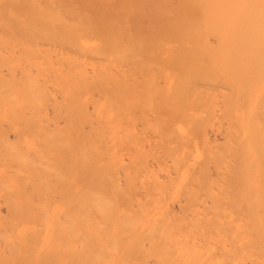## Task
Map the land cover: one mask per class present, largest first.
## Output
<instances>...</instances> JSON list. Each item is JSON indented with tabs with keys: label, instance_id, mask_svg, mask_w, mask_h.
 Wrapping results in <instances>:
<instances>
[{
	"label": "bare ground",
	"instance_id": "obj_1",
	"mask_svg": "<svg viewBox=\"0 0 264 264\" xmlns=\"http://www.w3.org/2000/svg\"><path fill=\"white\" fill-rule=\"evenodd\" d=\"M76 1L72 5L68 1L71 6L66 8L62 5V11L55 4L56 10L40 11L37 16L25 11L18 0H4L6 11L0 14V264H246L249 259V264H264V0H176L174 10L172 0H149V5L139 3L140 7L131 9L123 8L127 2L122 1L116 13L108 10L106 16H101L100 6L80 15V10L93 4ZM130 14L135 16L128 19ZM123 66L129 68L127 72ZM219 101L228 106L222 113L229 128L244 140L240 151L236 150L238 170L232 188L241 193L239 189L246 188L240 202L247 220L244 229L237 227L239 232L227 227L226 238L221 237L219 225L208 229L207 233L220 236L216 239L220 242L202 248L191 246L187 237L186 241L171 236L175 224L170 228L166 220L170 210L166 213L162 206L161 191L125 193L113 178L117 167L112 165L115 169L109 172L105 161L116 156L117 149L131 152L126 129L116 124L122 118L126 121L120 125L129 122V127L139 124L155 131L159 151L165 157H179L168 142L179 139L185 126L192 135L201 131L199 106L211 114ZM107 126L110 134L106 135L117 140L110 149L113 139L108 143L105 136L109 148L105 142L101 150L107 148L113 155H105L104 160L96 145ZM229 139L238 141L234 136ZM108 150L106 154L111 153ZM100 157L104 160L101 171L96 163ZM91 161L99 165L92 167L98 172L88 175L85 171ZM163 169H158L160 174ZM173 176L178 182L180 176Z\"/></svg>",
	"mask_w": 264,
	"mask_h": 264
},
{
	"label": "rangeland",
	"instance_id": "obj_2",
	"mask_svg": "<svg viewBox=\"0 0 264 264\" xmlns=\"http://www.w3.org/2000/svg\"><path fill=\"white\" fill-rule=\"evenodd\" d=\"M8 1V0H7ZM38 0H18V2H21V4H23V5H21L22 6V8L25 10V11H28L29 13H32L33 15H39L41 12L44 14V13H46V11H47V13H49L48 11L51 9V8H53V9H57V5H58V8H60L59 10H61L62 11V9H64L63 8V6L66 8V6L68 5V6H71L73 3H75V1L76 0H39L38 1V3H36ZM44 1H46L45 3H44ZM54 1L56 2V3H54ZM71 3V5L70 4H68L69 2ZM72 1V2H71ZM80 1H82L83 2V0H79V2ZM85 1H89V2H91L93 5H91V8L90 7H84L83 8V10H80L79 11V13L81 12L82 14H85V13H88L89 12V14H91L90 13V10H92L93 8L95 9V7L96 6H100L99 7V9L98 10H100V8L102 9V10H100V12H101V16H106V13L108 12V10H110V12H113V13H116V9H118L119 8V2H122V1H125V3H126V6H123V8H132V7H134L135 8V6L137 5V6H139L140 7V4L141 3H144V4H148L149 5V0H147V2H146V0H138V4L136 3V1L137 0H133V2H132V0H85ZM130 1V2H129ZM28 2H29V4H28ZM31 2H32V4H31ZM50 2V3H49ZM62 2V3H61ZM76 2H78V0L76 1ZM102 2H103V4H102ZM113 2V3H112ZM106 3V4H105ZM140 3V4H139ZM42 5V7H41V5ZM49 4V6H45V5H48ZM55 4H57V5H55V8H54V5ZM95 4V5H94ZM127 4H129V5H127ZM25 5L26 6H28V7H26L25 8ZM51 5H52V7H51ZM63 5V6H62ZM170 5H171V7H172V9L174 10L175 9V7H176V5H177V1L176 0H172L171 2H170ZM0 6L2 7H0V14H2V12H4V11H6V10H4L5 9V7H6V3L4 2V0H0ZM5 6V7H4ZM30 6H32V8L30 7ZM36 6H38V8L36 7ZM112 6H114V7H112ZM35 7H36V9H35ZM47 7H50V8H47ZM104 9H103V8ZM105 7H106V9H105ZM39 8H40V10H39ZM46 9V10H44V9ZM49 9V10H48ZM71 10V9H70ZM69 10V11H70ZM152 10V9H151ZM151 10H148V11H150L151 12ZM34 11V12H33ZM39 11V12H38ZM41 11V12H40ZM83 11H85V12H83ZM93 11V10H92ZM115 11V12H114ZM122 11H123V9H122ZM134 12H135V10H134ZM133 12V13H134ZM46 13V14H47ZM80 13V15H82ZM64 14V15H63ZM105 14V15H104ZM62 15L65 17V15H68V13L66 14V13H62ZM18 17H19V15H17ZM133 16H135V14H130V15H128L127 16V18L129 17V18H132ZM128 18V19H129ZM94 44H97L98 42H93ZM123 68H124V71H128V69L129 68H127L126 66H123ZM126 68V69H125ZM123 71V72H124ZM114 72H117V71H114ZM122 74H126V73H122ZM226 93H228V92H226ZM55 95V94H54ZM219 95H220V97H222V94H217L216 96H218L219 97ZM225 96H227V95H225ZM56 97V96H55ZM219 97V98H220ZM57 99H58V97H56ZM59 100V99H58ZM222 101H219L218 102V104L216 105V107L214 108V109H216V110H213L212 109V113L210 114V111H209V109L207 110V111H203V110H205V108H203L202 109V106H199V110H197L198 112H199V115H198V117H202L201 118V121H202V123L204 124V125H199L200 127L198 128V131L201 129V131H199V132H197L196 134L195 133H193V135H192V132H190V130H189V128L187 127V126H183L184 128L182 129V131L180 132V134H179V139H177V140H172V141H170V142H168V144L172 147V144L174 145L173 147H172V149H174V154L175 153H178L177 155H179V157H181V158H179L178 156V158L176 157V154L174 155L175 157H171V158H173V159H171L170 158V156H172V155H169L168 157H165L159 150H161L160 148H158V146H159V139L158 138H156V132L154 131V133L153 132H149V131H146V129H145V126L143 125V126H139V124L137 125H130V127L128 126L129 125V122H124V124L122 123L121 125H120V123L124 120V121H126V119H124V118H122L121 119V122H117L116 124L120 127V129H126V132H127V134H128V136H129V142H130V150H131V152L130 151H128L127 150V152H125L126 151V149H124L125 151H123V152H121V150H123V149H121V150H119V153L121 154V153H124V154H127V155H124V154H119L118 153V149H117V152H116V156L114 155V156H112L113 154H112V152L111 151H109L107 148H109L110 147V149H111V147H112V145L116 142V140L117 139H113V137L111 138V139H113V142L111 141V139L108 137L109 136V134L110 133H108L109 132V130H110V126H107V127H103L102 128V134H100L99 135V137L97 138V139H100V142L98 143V141H97V144H98V146L96 145V147H98V151H99V149H100V154L102 155V157H103V159L104 160H106L107 158H104L105 157V155H106V157H108L107 155H110V156H112V158L110 159L109 157V159H108V161H105L106 162V164H108L107 165V168H108V171L109 172H111L110 170H111V168L114 170V172L116 173L117 172V175H115V177H113L114 178V180H116L117 182H120V184H118L119 186H121V189L122 190H124V192L126 193V192H128L127 194H130V195H133L134 194V192L135 191H138L141 195H152V194H156L157 192H159V191H161L162 193V196L161 197H163L164 196V198H165V200H164V205H162V206H164V209H165V211H166V213H167V210L169 211V213H167V214H169V215H167V222L168 223H170V228L175 224L176 225V223H177V226H173L171 229H170V232H171V236L173 237V238H175L177 235H179V236H177L176 238L177 239H183V240H186L187 238V240H188V243L191 245V246H201L202 248H209L211 245H212V243H214L215 242V240L216 239H219L220 238V236H215V235H213V234H209V233H207V230L208 229H211L213 226H218L219 225V227L220 228H222L223 230H224V232H223V230L220 232V235H221V237H223L224 235H225V237L224 238H226V236L227 235H229L230 234V229H236V232H239L238 230H237V227L239 226V228H241V229H244L245 228V225H246V217H245V213H246V211H245V208L244 207H242L243 205L241 204V202H240V200H241V196H242V193L244 192V190L246 189V188H242V189H239V190H241L242 191V193L241 192H239V191H237L238 189H235V188H232V184H233V180H234V178L236 177V174H237V170H238V165L236 166V164H237V161H236V157L238 156L237 155V151L236 150H239L240 151V148L238 149V147H240L239 146V144H240V142H244V140L243 141H241L242 139H243V137L241 136V134H240V136L239 137H237L238 136V134L234 131V128H232V129H230L229 127H231L229 124H228V122L225 120V118H223V116H225V115H223V113L222 112H224V114H225V110H226V108H228V106H223L222 105V103H221ZM222 107V108H221ZM201 110V111H200ZM218 110H220L219 112H218ZM222 110V111H221ZM49 112H50V110H48ZM90 111V110H89ZM216 111V112H215ZM207 112V113H206ZM213 112H215V115L213 116ZM51 114H52V112H50ZM50 113H49V115H50ZM90 113H91V115H95V114H93L91 111H90ZM219 114V115H218ZM222 114V115H221ZM209 115V117H208V121L206 120V122H204L205 121V119H207V116ZM205 116V117H204ZM214 117V118H213ZM220 117V118H219ZM222 117V118H221ZM92 119H94V118H92ZM217 119H219V120H217ZM222 119H224V120H222ZM211 121V122H210ZM219 124H218V123ZM209 123V124H208ZM211 123V124H210ZM127 124V125H126ZM206 124V125H205ZM214 124H216V125H214ZM123 125V126H122ZM126 125V126H125ZM211 125H212V127H211ZM217 125H218V127H217ZM135 126V127H134ZM113 127H115V126H113ZM122 127H125V128H122ZM130 129H129V128ZM211 127V128H210ZM132 128V129H131ZM208 128V129H207ZM213 128V129H212ZM218 128H219V130H218ZM106 129V130H105ZM135 129V130H134ZM187 129V130H186ZM108 130V131H107ZM185 131V133L183 134V132ZM204 130V131H203ZM231 130V131H230ZM142 131V132H141ZM203 131V132H202ZM207 131V132H206ZM221 131V132H220ZM233 131L235 132V134L233 133ZM107 133V135H106V133ZM144 132V133H143ZM190 132V133H189ZM231 134V132L234 134H232L231 136L229 135V133ZM143 133V134H142ZM186 133H188L189 135H191V136H189L188 134L186 135ZM199 133V134H198ZM203 133V134H202ZM148 134V135H147ZM183 134V136H181ZM135 135V136H134ZM141 135H143V136H141ZM150 135V136H149ZM154 137H153V136ZM184 135H185V138H184ZM197 135H199V136H197ZM220 135V136H219ZM109 139V140H107V142L109 143V141H111L112 142V144L109 146V144H107V142H106V137ZM111 136V135H110ZM133 138H132V137ZM140 136V137H139ZM189 136V138H187V137ZM232 136H234V137H236V139H238V138H240V137H242V138H240V139H238V141L236 140V141H232L231 139H229V137H232ZM142 137H143V139H142ZM151 137H152V139L154 140H152L151 139ZM184 138V139H181L180 140V138ZM192 139H194V140H192L191 142H190V140H191V138ZM201 137V138H200ZM139 138V139H138ZM149 138V139H148ZM157 140H156V139ZM145 139V140H144ZM200 139V140H199ZM232 139H235V138H232ZM105 140V141H104ZM131 140V141H130ZM156 140V141H155ZM187 140H189V142L190 143H188V141ZM234 143V145H235V142H237L236 143V145L234 146L233 145V143L231 142V141ZM158 141V142H157ZM174 141V142H173ZM207 141V142H206ZM246 141V140H245ZM105 142H106V144H105ZM128 142V141H127ZM140 142V143H139ZM142 142V143H141ZM181 142V143H180ZM204 142V143H203ZM144 143V144H143ZM153 145H152V144ZM184 143V144H183ZM192 143V144H191ZM202 143H203V145H202ZM220 143V144H219ZM231 143H232V145H231ZM104 144H105V146H107V148H103L104 149V151L103 150H101V148L102 147H105L104 146ZM149 144V145H148ZM157 144V145H156ZM178 144V145H177ZM194 144V147L192 146ZM206 144V145H205ZM238 144V145H237ZM100 145H102V147L100 146ZM168 145V146H169ZM177 145V146H176ZM181 145V146H180ZM199 145V146H198ZM202 145V146H201ZM217 145V146H216ZM230 145V146H229ZM132 146V147H131ZM144 148H143V147ZM152 146H154V147H152ZM155 146H157V147H155ZM176 146V147H175ZM223 146V147H222ZM232 146V147H231ZM237 146V149L235 148ZM170 147V148H171ZM176 149H175V148ZM191 147H193L192 149H191ZM133 148V149H132ZM148 148H150V149H148ZM158 148V149H157ZM180 148V149H179ZM234 148V149H233ZM108 150L109 151V153L110 154H106V150ZM154 149V150H153ZM156 149V150H155ZM188 149V150H187ZM206 149H209V150H206ZM221 151H220V150ZM175 150H179V151H175ZM219 150V151H218ZM138 151V152H137ZM150 151V152H149ZM159 151V152H158ZM183 151H184V153H183ZM207 151V152H206ZM218 151V153L216 154H214V152H217ZM235 151V152H234ZM135 152V153H134ZM143 152V153H142ZM158 152V153H157ZM183 153L182 155H184V156H182L181 154H179V153ZM191 152H192V155H191ZM194 152V153H193ZM206 152V153H205ZM105 153V154H104ZM145 153V154H144ZM201 153V154H200ZM219 153H220V155H219ZM131 154H134L135 156H131ZM136 154H137V156H136ZM155 154H156V156H155ZM230 154V156H228ZM100 155V156H101ZM119 155V156H118ZM125 156V158H124V156ZM144 155V156H143ZM153 155H154V157H153ZM161 155V156H160ZM163 155V156H162ZM181 155V156H180ZM217 156L218 155V157H220L221 156V158H216L215 156ZM131 156V157H130ZM152 156V157H151ZM159 156V157H158ZM188 156V157H187ZM102 157H100V159L102 158ZM117 157H122V161L121 160H119V158L117 159ZM128 157V158H127ZM137 157V158H136ZM146 157V158H145ZM156 157H158V159H159V161L158 162H156L158 159L156 158ZM183 157V158H182ZM194 157V158H193ZM116 159L115 160V162H114V159ZM136 158V159H135ZM139 158L141 159V160H139ZM168 158V159H167ZM175 158V159H174ZM223 158V159H222ZM100 159H99V162L97 161H95L96 163H98V164H95L93 161H91V163H92V165H90L89 166V168L88 169H86V171H89V173H87L86 171H85V173L86 174H88V175H90V174H92L93 172H98V170L99 171H101L100 169H102V168H100L101 167V164L104 162V160H102L101 159V161H100ZM125 159V160H124ZM126 159H128V160H126ZM135 159V160H134ZM163 159V160H162ZM183 159H185V160H183ZM215 159V160H214ZM219 159H221V160H219ZM113 160V161H112ZM161 160V161H160ZM168 162H167V161ZM170 160H172V161H170ZM173 160H175L174 161V165H176V166H178V168L175 166L174 167V165H173ZM112 161V162H111ZM118 161L120 162V165L118 164ZM136 161V162H135ZM141 161V162H140ZM185 161V162H184ZM198 161V162H197ZM100 162H102L101 164H100ZM109 162H111V163H109ZM125 162V163H124ZM152 162V163H151ZM183 162V163H182ZM136 163H138V164H136ZM159 163H161V164H159ZM167 163V164H166ZM192 163H194V164H192ZM198 163V164H197ZM94 164L95 165H98L99 166V168H98V166H97V168H98V170H97V168H96V170L97 171H95V169H93V168H95L96 166H94ZM104 164V163H103ZM116 164V165H115ZM122 164H123V166H122ZM130 164V165H129ZM135 164H136V166H135ZM155 164V165H154ZM165 164V165H164ZM220 164V165H219ZM110 165V166H109ZM113 165V166H112ZM118 165V166H117ZM143 165V166H142ZM156 165L158 166V165H160L162 168H165V169H163V174H160L161 172V170H162V168H159L160 166H158L157 168H156ZM168 165V166H167ZM196 165V166H195ZM131 168H129V167ZM145 166H147V167H145ZM152 166V167H151ZM167 166V167H166ZM172 166V167H171ZM186 166V167H185ZM201 166V169H202V172H200L201 171V169L199 168ZM91 167V168H90ZM93 167V168H92ZM126 167V168H125ZM133 167H135V168H133ZM198 167V168H197ZM141 170H140V169ZM176 170H175V169ZM192 168V169H191ZM221 168V169H220ZM103 169H104V167H103ZM124 169V170H123ZM134 171H133V170ZM137 169V170H136ZM143 169V170H142ZM149 171H148V170ZM158 169H161V170H159L158 171ZM167 169V170H166ZM183 169V170H182ZM91 170H92V172H91ZM107 170V169H106ZM119 170V171H118ZM129 170H131V171H129ZM173 170H175V171H177L178 170V172H179V174H178V172H176V174H177V176H180V178L179 177H177V178H179L178 180V182L176 181V179H174L173 177V175H176L174 172L175 171H173ZM200 170V171H199ZM125 171V172H124ZM132 171L134 172V173H132ZM140 171H141V174H139L140 173ZM172 171H173V174H172ZM119 172V173H118ZM130 172V173H129ZM135 172H137V176H138V178H137V176L135 177L133 174H136ZM143 172V173H142ZM149 172V173H148ZM152 172V173H151ZM154 172V173H153ZM155 172H156V174H155ZM164 172H166V173H164ZM171 172V173H170ZM182 172H183V174H182ZM188 172L190 173V175H188ZM114 173V174H115ZM146 173V174H145ZM158 173V174H157ZM192 173V174H191ZM199 173H201V174H199ZM122 175V177H120L119 175ZM125 174V175H124ZM142 174H144V176L142 175ZM165 174H167L166 175V179L168 180V181H165V178H164V176H165ZM204 174V175H203ZM123 175H124V177H123ZM131 175H132V178H133V176H134V178H135V182H136V184H135V182H134V178L132 179L131 178ZM140 175H142V177L140 176ZM187 175H188V177H187ZM198 175V176H197ZM202 175V176H201ZM119 176V177H118ZM152 176V177H151ZM163 177L161 180L162 181H160V178L161 177ZM169 176V177H168ZM191 176V177H190ZM196 176V177H195ZM74 177H75V175H74ZM130 177V178H129ZM145 177V178H144ZM148 177V178H147ZM150 177V178H149ZM160 177V178H159ZM201 177H205L204 178V180L202 181V179L203 178H201ZM73 178V177H72ZM78 178V176L77 177H75V178H73V180L74 181H76V179ZM121 180H120V179ZM141 178V179H140ZM157 178V179H156ZM175 178H176V176H175ZM188 178V179H187ZM127 180V179H129V180H127V181H125V180ZM137 179V180H136ZM139 179V180H138ZM146 179V180H145ZM155 179V180H154ZM174 179V181H176L175 183H178V184H175L174 183V181H172ZM199 179H201V180H199ZM124 180V181H123ZM130 180L132 181L131 183H130ZM149 180V181H148ZM186 180V181H185ZM187 180H188V182H187ZM207 180V181H206ZM116 181H114V182H116ZM140 181V182H139ZM143 181V182H142ZM164 181V182H163ZM204 181L206 182V184L204 183ZM129 184L130 183V187H129V189L131 188H133L134 190H132L131 191V189L129 190V189H127L128 187H126V190H125V188H123V187H125V184H126V186H127V183ZM162 182V183H161ZM167 182H168V184L169 183H171L172 185L173 184H175V185H173V186H176V187H182L180 190L182 191H180V194H178L176 191H179V189L177 190V188H175V187H172L171 186V184H170V186H168V184H167ZM190 182V183H189ZM196 182H198V183H196ZM253 182V181H252ZM125 183V184H124ZM134 183V185H133V187H132V184ZM182 183V184H181ZM201 183V184H200ZM202 183H203V188H201V186H202ZM141 184V185H140ZM147 184V185H146ZM199 184V185H198ZM208 184V185H207ZM123 185V186H122ZM139 185V186H138ZM142 185H143V187H142ZM161 185V186H160ZM167 185V186H166ZM181 185H184V186H181ZM189 185V186H188ZM201 185V186H200ZM149 186V187H148ZM207 186V187H206ZM141 187V188H140ZM168 187H170V188H174L172 191H170L171 189L170 188H168ZM186 187V188H185ZM189 187H191V188H189ZM199 187H200V189H199ZM204 187H205V189H204ZM166 188V189H165ZM194 190H193V189ZM198 188V189H197ZM208 188V189H207ZM220 188V189H219ZM143 189V190H142ZM157 189V190H156ZM162 189V190H161ZM163 189H165V190H163ZM167 189H168V191H167ZM186 189V190H185ZM196 189V190H195ZM202 189V190H201ZM204 189V190H203ZM129 190V191H128ZM149 190H150V192H149ZM189 190V191H188ZM206 190V191H205ZM212 190V192H210ZM221 190V191H220ZM154 191V192H153ZM167 191V192H166ZM173 191H174V193L175 194H172L173 193ZM187 193H186V192ZM220 191V192H219ZM153 192V193H152ZM172 192V193H171ZM189 192V193H188ZM192 192V193H191ZM196 192H198V194L196 193ZM204 193L203 194V196H202V194H200V193ZM133 193V194H132ZM217 193V194H216ZM220 193V194H219ZM171 194V195H170ZM210 194V195H209ZM213 195V197L215 196V198H214V200H213V198L211 197L212 195ZM214 194H216V195H214ZM181 195V196H180ZM186 195V196H185ZM202 197H201V196ZM205 195V196H204ZM219 197H218V196ZM166 196V197H165ZM206 196H207V198H206ZM175 197V200L173 199ZM178 197V198H177ZM184 197H186V198H184ZM209 197H210V199H209ZM201 198V199H200ZM212 198V199H211ZM220 198V199H219ZM187 199V200H186ZM197 199H198V201H197ZM208 199H209V202H208ZM169 200V201H168ZM171 200V201H170ZM186 200V201H185ZM193 200H195L196 201V203H195V201H193ZM202 200V201H201ZM207 200V201H206ZM210 200H212V201H210ZM177 201V202H176ZM218 202L217 203V205H215L216 203L215 202ZM186 202V203H185ZM206 202V203H205ZM186 205H185V204ZM189 203H191V204H189ZM215 203V204H214ZM194 204V205H193ZM210 204H211V206H210ZM167 205V206H166ZM191 205V206H190ZM198 205V207H196ZM3 206V204L0 202V208H3L2 207ZM187 207V209H185L186 207ZM185 207V208H184ZM219 207H221L220 209H219ZM213 208H215V209H213ZM167 209V210H166ZM185 209V210H184ZM216 209H218V210H216ZM187 210V211H186ZM211 210H213V212L216 214V215H218V217L213 213H211L210 211ZM219 210H220V212L222 213V216H221V213L219 212ZM207 211V212H206ZM217 211L219 212V214L217 213ZM223 212H224V214H223ZM205 213H207V215H209V216H207L206 217V214ZM188 214V215H187ZM199 216H198V215ZM172 215V216H171ZM184 215V216H183ZM212 215V216H211ZM214 215V216H213ZM221 217H220V216ZM226 215V216H225ZM168 216H169V218H168ZM187 216V217H186ZM194 216V217H193ZM203 216V217H202ZM225 217V218H223L222 219V217ZM181 217V218H180ZM184 217V218H183ZM196 217V218H195ZM199 217V218H198ZM201 217H202V220H201ZM213 217H216V218H213ZM171 218H173V219H171ZM175 218V219H174ZM191 218V219H190ZM194 218V219H193ZM219 220H218V219ZM176 219L178 220V221H176ZM182 219V220H181ZM198 219V220H197ZM221 219V220H220ZM226 219V220H225ZM175 220V221H174ZM190 220V221H189ZM194 220V221H193ZM208 220V221H207ZM223 220V221H222ZM233 220H234V222H233ZM216 221H217V224H216ZM174 222V223H173ZM184 222V223H183ZM194 222V223H193ZM197 224H200V226L199 225H197ZM207 222V223H206ZM215 222V223H214ZM213 224V225H212ZM228 224H232V225H229L228 226ZM188 225H189V227H188ZM191 226V227H190ZM196 226V227H195ZM199 226V227H198ZM208 226V227H207ZM225 226V227H224ZM174 227H176V228H174ZM177 227H179V228H177ZM210 227V228H209ZM230 228V227H232V228H230V229H228V228ZM173 228L176 230H173ZM181 228V229H180ZM201 228V229H200ZM184 229V230H183ZM197 229H198V231H197ZM213 229H214V227H213ZM212 229V230H213ZM182 230V231H181ZM196 231V232H195ZM200 231H201V233H200ZM227 231L229 232V233H227ZM186 232L187 233H189V235L187 236V234H186ZM193 234H191V233ZM194 232V233H193ZM175 233V234H174ZM180 233V234H179ZM202 234L201 236L200 235H198V234ZM207 233V234H206ZM231 233H232V230H231ZM185 234H186V236H185ZM196 234V235H195ZM227 234V235H226ZM232 234H234V233H232ZM175 236V237H174ZM181 236V237H180ZM179 237V238H178ZM185 237H187V238H185ZM197 237V238H196ZM206 237H207V239H206ZM219 237V238H218ZM185 238V239H184ZM196 238V239H195ZM200 238H201V240L202 241H200ZM189 239H190V241H189ZM191 239H192V241H191ZM198 239V240H197ZM212 239V240H211ZM186 240V241H187ZM205 242V244H204V242ZM214 241V242H213ZM217 241V240H216ZM219 242H220V240L219 241H217V242H215L214 244H219ZM197 243H198V245H197ZM193 244V245H192ZM243 244H245V243H243ZM247 259H249V258H247ZM250 260V259H249ZM249 260H247L248 262L246 263V264H249Z\"/></svg>",
	"mask_w": 264,
	"mask_h": 264
}]
</instances>
